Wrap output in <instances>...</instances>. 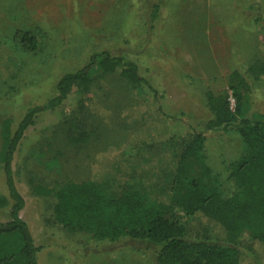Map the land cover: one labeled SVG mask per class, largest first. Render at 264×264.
Returning <instances> with one entry per match:
<instances>
[{
    "label": "rangeland",
    "instance_id": "rangeland-1",
    "mask_svg": "<svg viewBox=\"0 0 264 264\" xmlns=\"http://www.w3.org/2000/svg\"><path fill=\"white\" fill-rule=\"evenodd\" d=\"M21 31L36 37V52L27 54L17 45ZM99 53L135 62L173 119L167 124L157 120L152 96L135 97L115 76L90 89L74 88L60 107L39 113L13 161L16 185L26 201L23 219L37 240H46L50 232L60 235L55 230L62 226L52 222L54 195H39L36 188L83 183L93 175L106 178L127 157L128 144H137L140 129L155 141L183 136L191 128L203 133L205 156L197 170L209 167L223 195L232 194L230 165L248 149L231 129L208 128L213 115L206 96L226 97L235 111L233 73L248 84V90H241L244 115L264 120V72H249L264 65V0H0V151L6 121L14 131L28 110L57 96L62 76L82 69ZM81 122L87 132L96 131L88 146L69 139L77 136ZM0 196H9L2 165ZM8 221L10 207H0V222ZM66 234L81 245L98 243L88 234ZM239 243L253 250L248 233ZM143 249L148 259L137 252V264H159L160 245L137 240V250ZM261 259L264 253L255 254L247 264H261Z\"/></svg>",
    "mask_w": 264,
    "mask_h": 264
},
{
    "label": "trees",
    "instance_id": "trees-1",
    "mask_svg": "<svg viewBox=\"0 0 264 264\" xmlns=\"http://www.w3.org/2000/svg\"><path fill=\"white\" fill-rule=\"evenodd\" d=\"M16 42L27 54L37 51V39L30 32H19ZM249 72L263 73L264 65H255ZM110 76L117 77L137 98L152 96L157 120L167 124L173 119L135 62L99 53L82 69L62 76L57 82V96L44 106L28 110L14 131L6 121L0 165L9 196H0V207H10V221L0 222V264H37L39 248L23 219L26 201L17 188L13 169L26 132L35 125L39 113L60 107L74 88L90 89ZM231 81L237 83L231 87L235 111L224 96L209 92L206 98L213 115L208 128L231 129L248 149L243 158L230 165L235 186L232 194L223 195L211 179L209 167L197 170L205 156L207 139L203 133L191 128L183 136L155 141L140 129L137 144H128L127 157L116 163L106 178L93 175L83 183L62 181L52 188H36L39 195L56 198L52 222L99 242L133 239L160 245L159 264H247L250 257L264 253V120L252 121L243 113L241 90H248L246 80L235 72ZM80 110L84 112L85 106ZM83 123L75 129L77 136L69 138L75 146H88L96 135L95 130L87 132ZM244 233L254 240L252 251L239 243Z\"/></svg>",
    "mask_w": 264,
    "mask_h": 264
},
{
    "label": "crops",
    "instance_id": "crops-1",
    "mask_svg": "<svg viewBox=\"0 0 264 264\" xmlns=\"http://www.w3.org/2000/svg\"><path fill=\"white\" fill-rule=\"evenodd\" d=\"M55 231H60L61 234L50 232L46 235V240H37L32 233L35 246L39 248L37 264H137V252L145 253L144 259H148L147 248L137 250V240L131 239L128 244L98 241L81 245L78 239L72 240L66 234L77 236V232L71 233L62 227ZM261 260V264H264V259Z\"/></svg>",
    "mask_w": 264,
    "mask_h": 264
}]
</instances>
